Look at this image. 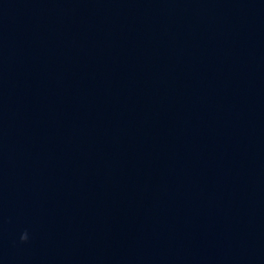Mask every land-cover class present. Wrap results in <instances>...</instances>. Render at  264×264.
Returning a JSON list of instances; mask_svg holds the SVG:
<instances>
[{
  "label": "water",
  "instance_id": "water-1",
  "mask_svg": "<svg viewBox=\"0 0 264 264\" xmlns=\"http://www.w3.org/2000/svg\"><path fill=\"white\" fill-rule=\"evenodd\" d=\"M0 264H264V0H0Z\"/></svg>",
  "mask_w": 264,
  "mask_h": 264
},
{
  "label": "clouds",
  "instance_id": "clouds-1",
  "mask_svg": "<svg viewBox=\"0 0 264 264\" xmlns=\"http://www.w3.org/2000/svg\"><path fill=\"white\" fill-rule=\"evenodd\" d=\"M27 234L25 233L24 235L21 236V241H26L27 240Z\"/></svg>",
  "mask_w": 264,
  "mask_h": 264
}]
</instances>
